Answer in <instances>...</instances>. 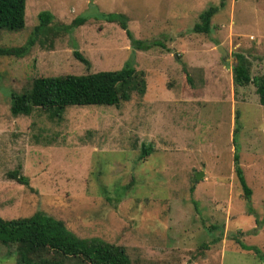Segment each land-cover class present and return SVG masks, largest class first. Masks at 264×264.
Segmentation results:
<instances>
[{"label": "rangeland", "instance_id": "rangeland-1", "mask_svg": "<svg viewBox=\"0 0 264 264\" xmlns=\"http://www.w3.org/2000/svg\"><path fill=\"white\" fill-rule=\"evenodd\" d=\"M218 4L26 0L25 27L0 31V47L33 37L40 11L54 18L25 56H0V216L42 210L79 237L123 246L132 264H264L238 243L264 255V105L257 82L233 80L237 54L251 77L264 79V0H226L209 33L193 31L199 14ZM109 13L124 15L133 37L149 47L134 48L105 19ZM76 18L82 23L65 30ZM127 62L144 71L146 88L118 106L72 105L60 117L10 113V93L36 77ZM142 144H152L143 158ZM13 170L29 186L10 177ZM12 251L0 244V264H16Z\"/></svg>", "mask_w": 264, "mask_h": 264}, {"label": "trees", "instance_id": "trees-1", "mask_svg": "<svg viewBox=\"0 0 264 264\" xmlns=\"http://www.w3.org/2000/svg\"><path fill=\"white\" fill-rule=\"evenodd\" d=\"M26 0H0V31L18 32L25 27ZM226 0H219L218 5L209 6L199 14V21L193 31L209 33L212 16L224 7ZM38 24L34 26L33 37L20 46L0 47V56L23 57L28 53L34 39L52 22L54 15L49 11H40ZM109 22H117L125 30L131 45L136 49H147L149 44L135 39L127 28L124 15L109 13L105 16ZM83 18H76L70 29L81 24ZM35 37V38H34ZM75 56L84 64L89 61L80 53ZM238 63L233 66V80L242 85L250 81L257 82L259 101L264 105V79L251 77L241 55H236ZM146 88L145 73L130 63H125L115 70H101L86 74H65L39 76L32 80L30 87L21 92L10 93V113L14 116L29 115L34 110L45 111L48 116L60 117L67 106L72 105H114L130 100L135 92L143 95ZM236 121L239 118L236 113ZM237 131V128L234 132ZM235 141V138H234ZM152 144H142L140 157L148 155ZM236 151V150H235ZM234 171L246 200L251 197V189L245 181L239 165V155H233ZM20 184L29 186L26 176L18 171L8 174ZM243 249L254 250L264 262V255L256 246H249L240 241ZM0 244L13 248L16 264H132L126 249L99 237H79L69 230L61 219L55 218L42 210H36L29 216L4 219L0 216Z\"/></svg>", "mask_w": 264, "mask_h": 264}, {"label": "water", "instance_id": "water-1", "mask_svg": "<svg viewBox=\"0 0 264 264\" xmlns=\"http://www.w3.org/2000/svg\"><path fill=\"white\" fill-rule=\"evenodd\" d=\"M217 48H218V50L221 52V57H222V60H224V61H228L229 60V58H228V53H227V51L221 46V45H218L217 46ZM235 60H237V59H235ZM198 174H196V178H198Z\"/></svg>", "mask_w": 264, "mask_h": 264}]
</instances>
